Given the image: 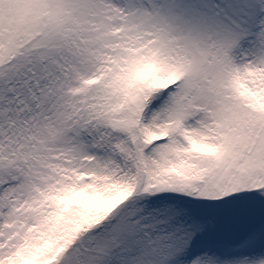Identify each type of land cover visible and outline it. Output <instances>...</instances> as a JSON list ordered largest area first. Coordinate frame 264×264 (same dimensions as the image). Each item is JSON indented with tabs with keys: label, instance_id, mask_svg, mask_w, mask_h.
<instances>
[{
	"label": "snow or ice",
	"instance_id": "6c2138e0",
	"mask_svg": "<svg viewBox=\"0 0 264 264\" xmlns=\"http://www.w3.org/2000/svg\"><path fill=\"white\" fill-rule=\"evenodd\" d=\"M0 264H264V0H0Z\"/></svg>",
	"mask_w": 264,
	"mask_h": 264
}]
</instances>
